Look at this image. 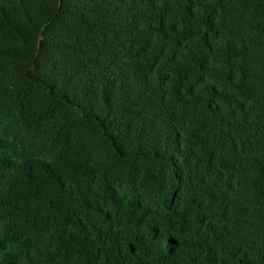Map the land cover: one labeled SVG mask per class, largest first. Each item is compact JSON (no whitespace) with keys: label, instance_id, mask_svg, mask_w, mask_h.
<instances>
[{"label":"trees","instance_id":"obj_1","mask_svg":"<svg viewBox=\"0 0 264 264\" xmlns=\"http://www.w3.org/2000/svg\"><path fill=\"white\" fill-rule=\"evenodd\" d=\"M0 264H264V0H0Z\"/></svg>","mask_w":264,"mask_h":264}]
</instances>
